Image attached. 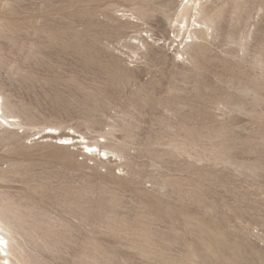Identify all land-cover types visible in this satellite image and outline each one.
<instances>
[{"label":"rangeland","instance_id":"rangeland-1","mask_svg":"<svg viewBox=\"0 0 264 264\" xmlns=\"http://www.w3.org/2000/svg\"><path fill=\"white\" fill-rule=\"evenodd\" d=\"M182 2L0 0L17 264H264V0L208 2L213 33L188 47Z\"/></svg>","mask_w":264,"mask_h":264},{"label":"bare ground","instance_id":"bare-ground-1","mask_svg":"<svg viewBox=\"0 0 264 264\" xmlns=\"http://www.w3.org/2000/svg\"><path fill=\"white\" fill-rule=\"evenodd\" d=\"M210 1L215 0H187L186 2L183 0L181 4L182 7L173 21V26H175L178 33L175 36L176 38L181 37L179 43L180 47L181 45H184V47L192 45L194 43V38L198 37L199 34L208 37L212 35L213 32H210L211 25L206 18L209 13L206 11V16L200 17V15L207 10L206 4ZM179 53L181 52H178V54ZM23 128L24 126L20 123L19 116L8 110L3 100V96L0 94V129L21 130ZM70 132L62 134L59 127L47 126L42 130L41 137L46 136L56 138L58 144L63 146H72L76 148H78L77 146H80L85 150L86 154H91L92 156L97 152L99 153L98 155L106 161H112L114 158L117 159L118 154L115 151H108L103 148L100 145L101 142L98 138V140L93 139L95 141L90 142L84 134L79 133L76 130H72V133ZM15 242L16 237L13 236L9 224L4 221L0 213V264H17V258L14 252Z\"/></svg>","mask_w":264,"mask_h":264}]
</instances>
